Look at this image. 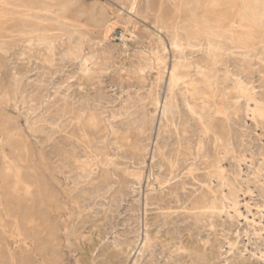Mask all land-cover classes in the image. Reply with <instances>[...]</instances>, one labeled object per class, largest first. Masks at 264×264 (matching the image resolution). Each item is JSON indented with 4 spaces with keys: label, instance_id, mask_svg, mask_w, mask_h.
<instances>
[{
    "label": "rangeland",
    "instance_id": "1",
    "mask_svg": "<svg viewBox=\"0 0 264 264\" xmlns=\"http://www.w3.org/2000/svg\"><path fill=\"white\" fill-rule=\"evenodd\" d=\"M4 1L0 264H89L102 251L170 264L188 239L207 243L218 263L264 264V121L256 115V127L247 113L256 101L264 109V0H225L221 7L216 0ZM25 7L43 12L26 18ZM241 26L254 37L245 45L237 39ZM229 28L235 38L209 56L207 33ZM176 61L192 68L191 94L177 87L166 117ZM221 108L229 121L216 115ZM202 115L220 137L218 150ZM211 207L220 216L197 217ZM147 239L150 248L140 252Z\"/></svg>",
    "mask_w": 264,
    "mask_h": 264
},
{
    "label": "bare ground",
    "instance_id": "2",
    "mask_svg": "<svg viewBox=\"0 0 264 264\" xmlns=\"http://www.w3.org/2000/svg\"><path fill=\"white\" fill-rule=\"evenodd\" d=\"M190 1V0H189ZM207 1V0H206ZM210 1V0H209ZM252 1V0H251ZM254 1V0H253ZM121 2V1H120ZM177 2V1H176ZM241 2H242V0H241ZM255 2V1H254ZM258 3V2H257ZM10 4V3H9ZM16 4V3H15ZM205 4V3H204ZM209 4V3H208ZM216 4H217V7H221V6H224V4H225V0H216ZM259 4V3H258ZM258 4H256V2H255V5H258ZM261 4V3H260ZM259 4V5H260ZM262 4H264L263 2H262ZM20 5V4H19ZM202 5V4H201ZM242 5V4H241ZM240 5V6H241ZM4 6H6V1H4V0H0V7H4ZM38 6V5H37ZM243 6V5H242ZM23 7H24V5H23ZM43 7V6H42ZM122 7V6H121ZM131 7V6H130ZM132 7H133V5H132ZM197 7V6H196ZM244 7V6H243ZM245 7H246V5H245ZM255 7V6H254ZM264 7V6H263ZM262 7V8H263ZM8 8V7H7ZM50 8V7H49ZM177 8V7H176ZM188 8V7H187ZM201 8V7H200ZM240 8V7H239ZM261 8V7H260ZM13 9V8H12ZM11 9V10H12ZM65 9H66V7H65ZM134 9V8H133ZM178 9V8H177ZM194 9H196V8H194ZM197 9H198V7H197ZM236 9V8H235ZM244 9V8H243ZM15 10V9H14ZM16 10H18V9H16ZM56 10V9H55ZM60 10V9H59ZM64 10V9H63ZM189 10H190V8H189ZM201 10V9H200ZM199 10V11H200ZM204 10V12H205V9H203ZM224 10V9H223ZM262 10V9H261ZM195 11V10H194ZM207 11V10H206ZM253 11H254V15H258L257 14V11H255L254 9H253ZM259 11V10H258ZM264 11V10H263ZM41 12H43L42 10H40V9H33V8H28V7H25L24 8V12H23V15L26 17V18H29V17H32V16H39L40 15V13ZM52 12V11H51ZM63 12V11H62ZM184 12V11H183ZM56 13V12H55ZM196 13H198V12H196ZM236 13V12H235ZM3 14V13H2ZM188 14V13H187ZM190 14V13H189ZM251 14V13H250ZM57 15V14H56ZM195 15V14H194ZM260 15V14H259ZM258 15V16H259ZM237 16V15H236ZM243 16V15H242ZM245 16V15H244ZM264 16V15H263ZM262 16V17H263ZM188 17V16H187ZM194 17V16H193ZM45 18V17H44ZM247 18V17H246ZM259 18H261V17H259ZM9 19V18H8ZM52 19H54V17L52 18ZM189 19H190V17H189ZM198 19V18H197ZM251 19H252V17H251ZM253 19H255V18H253ZM58 20V19H57ZM258 20V19H257ZM262 20H263V18H262ZM59 21V20H58ZM195 21V20H194ZM201 21V20H200ZM176 22V21H175ZM178 22V21H177ZM176 22V23H177ZM190 22V21H189ZM202 22V21H201ZM204 22V21H203ZM206 22V21H205ZM217 22V21H216ZM219 22V21H218ZM226 22V21H225ZM255 22H257L256 20H255ZM262 22H264V21H262ZM62 23H64L63 21H62ZM67 23V22H66ZM180 23V22H179ZM251 23V22H250ZM170 24V23H169ZM186 24V23H185ZM217 24V23H216ZM253 24V23H252ZM260 24H262L261 22H260ZM98 25H99V23H98ZM156 25V24H155ZM171 25V24H170ZM169 25V26H170ZM178 25V24H177ZM189 25V24H188ZM187 24H186V27L188 26ZM194 25V24H193ZM200 25V24H199ZM231 25V24H230ZM256 25V24H255ZM264 25V24H263ZM43 26V25H42ZM73 26V25H72ZM97 26V25H96ZM163 26H164V24H163ZM185 26V25H184ZM195 27H196V25H194ZM209 26V25H208ZM207 26V27H208ZM232 26V25H231ZM161 27V26H160ZM165 27V26H164ZM172 27V26H171ZM243 29H247V30H243V29H241L242 31H241V33L238 35V41H239V43H241V44H243L244 43V45L245 44H247V40H249V39H252V38H254L253 37V35H252V32H250L249 30H248V28L247 27H245V26H241ZM39 28V27H38ZM180 28V27H179ZM184 28V27H183ZM189 28V27H188ZM192 28H193V26H192ZM233 28V27H232ZM259 28V27H258ZM175 29V28H174ZM177 29H178V27H177ZM181 29V28H180ZM185 29H187V28H185ZM204 29V28H203ZM161 30V29H160ZM166 30V29H165ZM189 30V29H188ZM195 30H197V29H195ZM194 30V31H195ZM25 31V30H24ZM38 30H28V28H26V32L27 33H35V32H37ZM190 31V30H189ZM208 31V30H207ZM172 32V31H171ZM174 32V31H173ZM172 32V33H173ZM180 32V31H179ZM197 32V31H196ZM203 32V31H202ZM202 32H201V34H202ZM239 32V31H238ZM199 33V32H198ZM197 33V34H198ZM58 34V33H57ZM70 34V33H69ZM75 34V33H74ZM166 34V33H165ZM181 34H183V33H181ZM235 34H236V32L234 33V30L233 29H223V30H221L219 33H216V31L214 32V31H209L208 33H207V41H208V49H209V51H210V54L211 55H209V56H212L213 54H214V56H215V54L216 53H214L215 51L214 50H219V49H221L220 47L221 46H223L224 45V41L226 40V39H233V38H235ZM32 35V34H31ZM44 35V34H43ZM43 35H42V37H43ZM48 35V34H47ZM51 35V34H50ZM73 35V34H72ZM171 35H173V34H171ZM186 35V34H185ZM196 35V34H195ZM204 35V34H203ZM27 36V35H26ZM32 36H35V35H32ZM38 36V35H37ZM46 37V36H45ZM44 37V38H45ZM171 37V36H170ZM192 37V36H191ZM201 37V36H200ZM31 38V37H30ZM41 38V37H40ZM53 38H55V37H53ZM196 38H198V37H196ZM50 39V38H49ZM52 39V38H51ZM174 39H175V37H174ZM201 39H202V37H201ZM236 39V40H237ZM259 39V38H258ZM28 40V39H27ZM171 40V39H170ZM198 40V39H197ZM176 41H178V40H176ZM203 41V40H202ZM237 41V42H238ZM258 41V40H257ZM53 42V41H52ZM159 42H161V41H159ZM190 42V41H189ZM194 42H195V40H194ZM206 42V41H205ZM44 43H46V42H44ZM49 43V42H48ZM172 43V42H171ZM201 43V42H200ZM249 43V42H248ZM260 44H261V42H259ZM36 44V43H35ZM34 44V45H35ZM40 44V43H39ZM43 44V43H42ZM173 44V43H172ZM180 44H181V42H180ZM194 44V43H193ZM199 44V43H198ZM251 44V43H250ZM249 44V45H250ZM53 45V44H52ZM202 45V44H201ZM228 45H230V48H231V44H228ZM262 45V44H261ZM30 46V45H29ZM36 46V45H35ZM47 46V45H46ZM186 46V45H185ZM239 46V45H238ZM53 47V46H52ZM173 47V46H172ZM174 47H175V45H174ZM41 48V47H40ZM47 48H49V47H47ZM46 48V49H47ZM159 48V47H158ZM177 48V47H176ZM179 48H181V47H179ZM226 48V47H225ZM224 48V49H225ZM254 48V47H253ZM36 49V48H35ZM166 49V48H165ZM171 49V48H170ZM187 49V48H186ZM193 49H194V47H193ZM201 49V48H200ZM252 49V48H251ZM30 50V49H29ZM49 50V49H48ZM222 50H223V48H222ZM233 50H235V49H233ZM239 50V49H238ZM241 50V49H240ZM240 50L238 51V52H240ZM244 50V49H243ZM242 50V51H243ZM52 51V50H51ZM180 51H181V49H180ZM179 51V52H180ZM183 51V50H182ZM190 51V50H189ZM214 51V52H213ZM236 51V50H235ZM165 52V51H164ZM185 52V51H184ZM187 52V51H186ZM192 52H193V50H192ZM191 52V53H192ZM197 52V51H196ZM244 52V51H243ZM254 52H256V51H254ZM47 53H48V51H47ZM167 53V52H166ZM181 53H183V52H181ZM201 53H203V51H201ZM220 53H221V51H220ZM225 53H226V51H225ZM237 53V52H236ZM30 54V53H29ZM32 54V53H31ZM30 54V55H31ZM51 54H52V52H51ZM178 54V53H177ZM184 54V53H183ZM183 54H181V55H183ZM205 54V53H204ZM240 54V53H239ZM238 54V55H239ZM249 54V53H248ZM259 54V53H258ZM257 54V55H258ZM180 55V56H181ZM188 55H189V53H188ZM197 55V54H196ZM206 55V54H205ZM218 55V54H217ZM222 55V54H221ZM228 55V54H227ZM244 55V54H243ZM162 56V55H161ZM165 56H166V54H165ZM177 56V55H176ZM187 56V55H186ZM201 56V55H200ZM224 56V55H223ZM223 56H221L222 58H223ZM229 56H230V54H229ZM232 56V55H231ZM236 56V55H235ZM246 56V55H245ZM244 56V57H245ZM251 56V55H250ZM259 56V55H258ZM178 57V56H177ZM191 57V56H190ZM218 57V56H217ZM227 57V56H226ZM236 57H238V56H236ZM241 57V56H240ZM239 57V58H240ZM247 57H249V56H247ZM264 57V56H263ZM254 58V57H253ZM179 59V58H178ZM198 59V58H197ZM201 59V58H200ZM211 59V58H210ZM217 59V58H216ZM262 59V58H261ZM206 60V59H205ZM209 60V59H208ZM215 60V59H214ZM218 60H220L219 58H218ZM227 60V59H226ZM248 60V59H247ZM250 60V59H249ZM163 61H165V60H163ZM179 61V60H178ZM210 61V60H209ZM212 61V60H211ZM252 61V60H251ZM177 62V61H176ZM195 62V61H194ZM208 62V61H207ZM249 62V61H248ZM196 63V62H195ZM226 63V62H225ZM205 64V63H204ZM209 64V63H208ZM212 64V63H211ZM215 64V63H214ZM220 64V63H219ZM219 64H217V65H219ZM222 64V63H221ZM224 64V63H223ZM227 64V63H226ZM237 65L239 64V63H236ZM190 64L187 62V61H183V62H177L175 65H174V68H173V70H172V73H170L171 74V76H170V90H169V97L166 99V102L164 103V105H163V115L164 116H166L167 117V115L170 113V111H171V109H173V106H174V95H175V89L177 88V87H182L183 89H184V92H185V95L186 96H190V94H191V91H190V84H188L187 83V79L189 78V74L191 73V70H192V68L189 66ZM207 65V64H206ZM225 65V64H224ZM246 65H248V64H246ZM201 66V65H200ZM204 66V65H203ZM210 66V65H209ZM221 66V65H220ZM251 66V65H250ZM223 67V66H222ZM226 67V66H225ZM207 69V68H206ZM217 69V68H216ZM219 69V68H218ZM181 71V72H180ZM209 71V70H208ZM240 71V70H239ZM243 71V70H242ZM162 72V71H161ZM212 72V71H211ZM215 72V71H214ZM249 72V70L247 71V73ZM205 73H207V72H205ZM208 73H210V72H208ZM220 75V74H219ZM215 76V75H214ZM225 76V75H224ZM232 76V75H231ZM199 77V76H198ZM216 77H218V76H216ZM223 77V76H222ZM231 78V77H230ZM199 79V78H198ZM197 79V80H198ZM232 79H233V76H232ZM237 79V78H236ZM218 80V79H217ZM229 80V79H228ZM231 80V79H230ZM216 81V80H215ZM239 81V80H238ZM235 82V81H234ZM238 83V82H237ZM242 83V82H241ZM161 84V83H160ZM217 84H218V82H217ZM215 85V84H214ZM243 85V84H242ZM168 86V85H167ZM201 86H203V85H201ZM227 86V85H226ZM244 86V85H243ZM246 86H247V84H246ZM205 88V87H204ZM214 88H215V86H214ZM230 88V87H229ZM232 88V87H231ZM202 89H203V87H202ZM228 89V88H227ZM192 90V89H191ZM224 90V89H223ZM210 91V90H209ZM218 93V92H217ZM225 93V92H224ZM166 94V93H165ZM239 94V93H238ZM177 95H179V94H177ZM218 95H219V93H218ZM252 95V94H251ZM182 96V95H181ZM234 97V96H233ZM182 98V97H181ZM190 98V97H189ZM203 98V97H202ZM232 98V97H231ZM240 98V97H239ZM253 98V97H252ZM157 99V98H156ZM186 99V98H185ZM205 99H207V98H205ZM247 99V98H246ZM181 100V99H180ZM255 100V99H254ZM186 101V100H185ZM218 101V100H217ZM192 101H190V103H191ZM202 102V101H201ZM204 102V101H203ZM202 102V103H203ZM226 102V101H225ZM229 102H231L232 103V101H229ZM238 102V101H237ZM240 102V101H239ZM183 103V102H182ZM211 103H212V101H211ZM227 103H228V101H227ZM258 102L256 101V104L253 106V107H251L250 106V104H249V106H248V108H247V113H248V116L251 118V122H253L255 125H256V127H259V123H258V121H257V119H256V115H258L263 121H264V109H261L260 107H259V105L257 104ZM210 104V103H209ZM155 105H157V106H159L158 104H155ZM176 105V104H175ZM178 105V104H177ZM222 105V104H221ZM224 106H226V105H224ZM264 106V105H263ZM175 107V106H174ZM179 107V106H178ZM209 107V106H208ZM227 107V106H226ZM232 107V106H231ZM235 107H238V106H235ZM176 108H177V106H176ZM192 108V107H191ZM210 108V107H209ZM241 108V107H240ZM180 109V108H179ZM188 109V108H187ZM194 109H195V107H194ZM207 109V108H206ZM174 110V109H173ZM189 110V109H188ZM202 110H205V108L203 107L202 108ZM210 110V109H209ZM211 110H212V108H211ZM214 110V109H213ZM177 111V110H176ZM197 111V110H196ZM207 111V110H206ZM237 111V110H236ZM202 112V111H201ZM214 112V111H213ZM232 112V111H231ZM237 112H239V111H237ZM174 113V112H173ZM173 113H172V115H173ZM233 113V112H232ZM178 114V113H177ZM181 114V113H180ZM195 114H196V112H195ZM204 114V113H203ZM234 114V113H233ZM193 115V114H192ZM191 115V116H192ZM206 115H208V114H206ZM205 115V116H206ZM211 115H213V114H211ZM216 115H219V117L221 118H226L228 121L230 120V117H229V114H228V109L227 108H221V109H219V110H217L216 111ZM215 115V116H216ZM239 115V114H238ZM240 115H241V113H240ZM179 116V115H178ZM180 116H182V115H180ZM205 116H200V122H201V125H202V130L206 133V134H209V132L211 133L212 132V134H214V135H212L213 136V138H214V140L213 141H215V147H216V150H218V148L221 146L220 145V137L218 136V134L217 133H215V131H214V128H212L210 125H208V123H206V120H205ZM209 116V115H208ZM246 116V115H245ZM193 117H194V115H193ZM196 117V116H195ZM239 117V116H238ZM57 118H59V117H57ZM174 118V117H173ZM172 118V119H173ZM197 118V117H196ZM209 118V117H208ZM236 118V117H235ZM240 118V117H239ZM243 118V117H242ZM175 119V118H174ZM198 119V118H197ZM241 119V118H240ZM248 119V118H247ZM169 120V119H168ZM181 120V119H180ZM214 120V119H213ZM170 121V120H169ZM199 121V120H198ZM208 121V120H207ZM222 121V120H221ZM225 121V120H224ZM164 122V121H163ZM181 122V121H180ZM234 122H235V120H234ZM241 122V121H240ZM186 123V122H185ZM220 123V122H219ZM236 123V122H235ZM239 123V122H238ZM244 123V122H243ZM171 124H173L174 126H175V128H177V126L175 125V122H172ZM177 124V123H176ZM198 124V123H197ZM180 125V124H179ZM182 125H183V122H182ZM60 126V125H59ZM106 126V125H105ZM173 126V127H174ZM183 126H185V125H183ZM228 126V125H227ZM186 127V126H185ZM197 127H198V125H197ZM234 127V126H233ZM108 128V127H107ZM172 128V127H171ZM190 128V127H189ZM169 129V128H168ZM182 129V128H181ZM185 129V128H184ZM227 129H229V128H227ZM174 130V129H173ZM199 130V129H198ZM201 130V129H200ZM233 129H232V127H231V131H232ZM55 131V130H54ZM222 131V130H221ZM225 131H227V130H225ZM234 131V130H233ZM244 131V130H243ZM57 132V131H56ZM160 132V131H159ZM176 132V131H175ZM246 132V131H245ZM244 132V133H245ZM264 133V132H263ZM163 134H164V132H163ZM173 134V133H172ZM180 134V133H179ZM241 134V133H240ZM108 135V134H107ZM159 135V134H158ZM165 135V134H164ZM230 136H231V134H229ZM110 136V135H109ZM167 136V135H166ZM178 136V135H177ZM176 136V137H177ZM199 135H197V137H198ZM233 136V135H232ZM231 136V137H232ZM243 136V135H242ZM105 137V136H104ZM238 137V136H237ZM164 138H166V137H164ZM181 138H182V136H181ZM212 138V137H211ZM240 138V137H239ZM68 139V138H67ZM174 139V138H173ZM173 139H172V141H173ZM180 139V138H179ZM197 139V138H196ZM231 139V138H230ZM259 139H260V137H259ZM71 140V139H70ZM160 140H163V139H160ZM182 140V139H181ZM68 141V140H67ZM164 141V140H163ZM165 141H167V140H165ZM170 141V140H169ZM171 141V142H172ZM236 141H237V139H236ZM236 141H234V142H236ZM170 142V143H171ZM181 142V141H180ZM183 142V141H182ZM186 142V141H185ZM233 142V143H234ZM240 142V141H239ZM262 142V141H261ZM116 143V142H115ZM119 143H121V142H119ZM196 143V142H195ZM210 143H211V141H210ZM169 144V143H168ZM213 144V143H212ZM243 144V143H242ZM241 144V145H242ZM165 145V144H164ZM167 145V144H166ZM173 145V144H172ZM179 145V144H178ZM229 145V144H228ZM234 145V144H233ZM232 145V146H233ZM161 146V145H160ZM171 146V145H170ZM186 146V145H185ZM192 146V145H191ZM212 146V145H211ZM214 146V145H213ZM239 146V145H238ZM243 146V145H242ZM161 148H162V146H161ZM170 148V147H169ZM192 148V147H191ZM235 148V147H234ZM195 149V148H194ZM205 149H206V146H205ZM232 149V148H231ZM262 149H264V146H263V148ZM105 150V149H104ZM213 150H214V148H213ZM235 150H237V147H236V149ZM195 151V150H194ZM206 151V150H205ZM126 152H127V150H126ZM209 152V151H208ZM217 152V151H216ZM244 152V151H243ZM118 153H119V151H118ZM133 153V152H132ZM179 153V152H178ZM225 153V152H224ZM232 153V152H231ZM239 153H240V151H239ZM103 154V153H102ZM105 154V153H104ZM128 154V153H127ZM149 154V153H148ZM167 154V153H166ZM173 154V153H172ZM174 154H176V153H174ZM196 154V153H195ZM216 154V153H215ZM264 154V153H263ZM130 155V154H129ZM168 155V154H167ZM200 155V154H199ZM226 155H228V154H226ZM225 155V156H226ZM65 156V155H64ZM127 155H125V157H126ZM171 156V155H170ZM177 156V155H176ZM183 156H185V155H183ZM203 156V155H202ZM236 156V155H235ZM98 157V156H97ZM138 157V156H137ZM169 157V156H168ZM207 157V156H206ZM243 157V156H242ZM172 158H175V156L174 157H172ZM177 158V157H176ZM187 158V157H186ZM185 158V159H186ZM235 158V157H234ZM233 158V159H234ZM133 159V158H132ZM196 159V158H195ZM201 159V158H200ZM231 159V158H230ZM238 159V158H237ZM254 159V158H253ZM264 159V158H263ZM5 160V159H4ZM71 160V159H70ZM109 160V159H108ZM173 160V159H172ZM188 160V159H187ZM243 160V159H242ZM7 162H8V160H6ZM177 161V160H176ZM182 161V160H181ZM207 161V160H206ZM261 161V160H260ZM260 161H259V164H260ZM117 162V161H116ZM186 162V161H185ZM212 162V161H211ZM210 162V163H211ZM219 162V161H218ZM261 162H263V161H261ZM176 163V162H175ZM179 163V162H178ZM251 163V162H250ZM68 164H69V162H68ZM71 164V163H70ZM74 164L77 166V161H75L74 162ZM165 164V163H164ZM170 164V163H169ZM185 164V163H184ZM201 164H203V163H201ZM215 164V163H214ZM218 164V163H217ZM230 164V163H229ZM240 164H242V163H240ZM247 164V163H246ZM264 164V163H263ZM80 165V164H79ZM115 165V164H114ZM119 165V164H118ZM161 165V164H160ZM197 165V164H196ZM204 165H206L205 163H204ZM236 165H237V163H236ZM222 166V165H221ZM230 166H231V164H230ZM245 166V165H244ZM87 167V166H86ZM85 167V168H86ZM159 167V166H158ZM166 167V166H165ZM168 167H169V165H168ZM171 167V166H170ZM185 167V166H184ZM238 167V166H237ZM245 167H248V166H245ZM69 168V167H68ZM75 168V167H74ZM76 168H79V167H76ZM84 168V167H83ZM221 168V167H220ZM250 168V167H249ZM88 169V168H87ZM157 169V168H156ZM177 169V168H176ZM203 169V168H202ZM235 169V168H234ZM240 169V168H239ZM58 170V169H57ZM111 169H109V171H110ZM169 170H170V168H169ZM168 170V171H169ZM237 170V169H236ZM264 170V169H263ZM171 171V170H170ZM173 171V170H172ZM218 171V170H217ZM230 171V170H229ZM90 172V171H89ZM175 172V171H174ZM232 172V171H231ZM256 172V171H255ZM63 173V172H62ZM81 173V172H80ZM84 173V172H83ZM91 173V172H90ZM111 173V172H110ZM187 173V172H186ZM257 173V172H256ZM88 174V173H87ZM93 174V173H92ZM169 174H170V172H169ZM184 174V173H183ZM182 174V175H183ZM206 174V173H205ZM258 174V173H257ZM84 175V174H83ZM175 175V174H174ZM181 175V176H182ZM185 175V174H184ZM193 175H195V174H193ZM199 175H200V173H199ZM209 175V174H208ZM207 175V176H208ZM228 175H230V174H228ZM240 175V174H239ZM260 175V174H259ZM85 176H87V175H85ZM84 176V177H85ZM163 176V175H162ZM203 176V175H202ZM247 176V175H246ZM260 176H263V175H260ZM166 178H167V176H165ZM171 177V176H170ZM187 177V176H186ZM189 177V176H188ZM187 177V178H188ZM200 177V176H199ZM210 177V176H209ZM231 177V176H230ZM229 177V178H230ZM241 177V176H240ZM255 177V176H254ZM104 178H106V177H104ZM185 179L186 181L188 180V179ZM207 178V177H206ZM216 178V177H215ZM242 178V177H241ZM240 178V179H241ZM257 178H258V176H257ZM18 179V178H17ZM197 179V178H196ZM233 179V178H232ZM259 179V178H258ZM108 180V179H107ZM191 180V179H190ZM193 180V179H192ZM204 180V179H203ZM220 180V179H219ZM244 179L242 178V181H243ZM254 180V179H253ZM257 180V179H256ZM197 181H199V180H197ZM202 181V180H201ZM241 181V182H242ZM264 181V180H263ZM104 182V181H103ZM156 182V181H155ZM194 182V181H193ZM207 182V181H206ZM217 182H219V181H217ZM239 182V181H238ZM255 182V181H254ZM220 183V182H219ZM234 183H236V182H234ZM262 183V182H261ZM188 184H190L189 182H188ZM222 184H223V182H222ZM259 184V183H258ZM21 185V184H20ZM192 185V184H191ZM195 185V184H194ZM193 185V186H194ZM210 185H211V182H210ZM224 185H226V182H224ZM235 185V184H234ZM264 185V184H263ZM180 186V185H179ZM179 186H177V187H179ZM239 186V185H238ZM203 187H205V186H203ZM203 187H201V188H203ZM230 187V186H229ZM261 187V186H260ZM200 188V187H199ZM223 188H225V187H223ZM249 188V187H248ZM256 188V187H255ZM170 189V188H169ZM240 189V188H239ZM250 189V188H249ZM258 189V188H257ZM177 190V189H176ZM197 190V189H196ZM207 190V189H206ZM141 191V190H140ZM201 191V190H200ZM204 191V190H203ZM209 191V190H208ZM226 191V190H225ZM229 191V190H228ZM250 191V190H249ZM13 192V191H12ZM194 192V191H193ZM206 192V191H205ZM216 192V191H215ZM221 192V191H220ZM233 192V191H232ZM207 193V192H206ZM239 193H240V191H239ZM246 193V192H245ZM257 193H259V192H257ZM222 194V193H221ZM220 194V195H221ZM250 194V193H249ZM201 195V194H200ZM212 195V194H211ZM30 196V195H29ZM195 196V195H194ZM222 196V195H221ZM258 196V195H257ZM261 196V195H260ZM259 196V197H260ZM214 197V196H213ZM194 198V197H193ZM238 198V197H237ZM242 198H243V196H242ZM244 199V198H243ZM201 200H203V199H201ZM210 200V199H209ZM223 200H225V199H223ZM262 200V199H261ZM226 201V200H225ZM247 201V200H246ZM198 202H199V200H198ZM209 203V202H208ZM247 203V202H246ZM236 204H237V202H236ZM238 204H240V203H238ZM244 204V203H243ZM251 205V204H250ZM211 206H212V204H211ZM239 205H237L236 206V208H235V213L237 214V216H239V217H243L244 215H243V212L241 211V208L242 207H238ZM196 207V206H195ZM228 207V206H227ZM223 208V207H222ZM229 208V207H228ZM245 208V207H244ZM192 210V209H191ZM245 210V209H244ZM247 211V210H246ZM221 212V211H220ZM163 213V212H162ZM195 214V213H194ZM193 214V215H194ZM216 214H218V209L216 208V207H211V208H208V210H206V211H203V213H197V217H202V218H204L203 216H214V215H216ZM232 214V213H231ZM164 215H165V213H164ZM166 215H167V213H166ZM170 215H171V212H170ZM219 215V214H218ZM222 215V214H221ZM230 215V214H229ZM228 215V216H229ZM250 215H251V212H250ZM249 215V216H250ZM192 216V215H191ZM195 216V215H194ZM220 216V215H219ZM236 216V217H237ZM189 217V216H188ZM235 217V218H236ZM245 217V216H244ZM191 218V217H190ZM194 218V217H193ZM211 218V217H210ZM214 218V217H213ZM230 218V217H229ZM238 218V217H237ZM249 218V217H248ZM200 219V218H199ZM212 219V218H211ZM216 219V218H215ZM233 219V218H232ZM239 219V218H238ZM238 219H236V220H238ZM245 219L247 220V218L245 217ZM196 220V219H195ZM205 220V219H204ZM245 220V221H246ZM198 221V220H197ZM240 221V220H239ZM206 222V221H205ZM208 222V221H207ZM206 222V223H207ZM250 222H252L253 223V221H250ZM197 223H199V222H197ZM211 223V222H210ZM209 224V223H208ZM212 224V223H211ZM248 224V223H247ZM254 224V223H253ZM262 224V223H261ZM204 226V225H203ZM208 227V226H207ZM256 227V226H255ZM202 228V227H201ZM252 229V228H251ZM73 234V233H72ZM257 235V234H256ZM259 236V235H258ZM261 237V236H260ZM145 238H146V236H145ZM259 239V238H258ZM262 239V238H261ZM251 240V239H250ZM150 240L149 239H147L145 242H144V244H143V246H141L142 247V249H141V251L140 252H146L147 251V249H149L150 248ZM207 244V243H206ZM205 243H204V245L203 246H201L200 244H199V242L198 241H195V240H193V239H188L185 243H182V246L178 249V252H179V255H178V257H179V259L178 260H176V261H173V262H171L170 264H223V263H218L217 262V258H216V256H215V254L213 253V251H212V249H209V248H207V245H206ZM176 248V247H175ZM230 248V247H229ZM228 248V249H229ZM233 250V249H232ZM149 251V250H148ZM245 251V250H244ZM93 252V251H92ZM247 252V251H246ZM171 254V253H170ZM176 254V253H175ZM175 254H174V256H175ZM229 255V254H228ZM257 255V254H256ZM137 256V255H136ZM170 256V255H169ZM171 257V256H170ZM257 257V256H256ZM241 258H242V256H241ZM254 258V257H253ZM220 260V259H219ZM262 260H264V259H262ZM238 261V260H237ZM89 264H142L141 263V259L139 258V259H135L134 261H131V257H130V254L128 253V252H125V251H120V252H118V253H114V254H110V253H108L107 251H102V253L99 255V256H97V260H96V258L92 255H90V257H89ZM224 264H229L228 262L226 263V262H224ZM230 264H245V262L244 261H240V262H236V261H234V262H231ZM257 264H261V263H257Z\"/></svg>",
    "mask_w": 264,
    "mask_h": 264
}]
</instances>
